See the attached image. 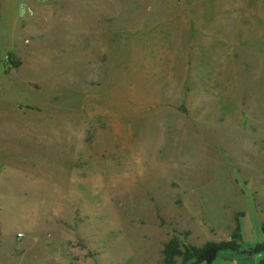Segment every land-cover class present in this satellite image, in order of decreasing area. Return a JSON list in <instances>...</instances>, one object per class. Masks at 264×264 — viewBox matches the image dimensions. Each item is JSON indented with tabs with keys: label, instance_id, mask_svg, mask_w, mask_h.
I'll return each mask as SVG.
<instances>
[{
	"label": "rangeland",
	"instance_id": "1",
	"mask_svg": "<svg viewBox=\"0 0 264 264\" xmlns=\"http://www.w3.org/2000/svg\"><path fill=\"white\" fill-rule=\"evenodd\" d=\"M0 166V264L264 261V0H0Z\"/></svg>",
	"mask_w": 264,
	"mask_h": 264
},
{
	"label": "trees",
	"instance_id": "2",
	"mask_svg": "<svg viewBox=\"0 0 264 264\" xmlns=\"http://www.w3.org/2000/svg\"><path fill=\"white\" fill-rule=\"evenodd\" d=\"M7 61L12 69H18L22 65V61L19 57L15 56L13 53H9L7 56ZM1 233V226H0ZM240 235L237 233L232 236L231 241H222V242H207L202 247H193L186 248L181 250L179 247V242L172 238L163 249V264H175V257H182L183 264H211L217 256L226 251H230L236 254H239V245L235 242L236 239H239ZM264 252V243L255 245L248 255L261 254ZM259 264H264V261H261Z\"/></svg>",
	"mask_w": 264,
	"mask_h": 264
},
{
	"label": "crops",
	"instance_id": "3",
	"mask_svg": "<svg viewBox=\"0 0 264 264\" xmlns=\"http://www.w3.org/2000/svg\"><path fill=\"white\" fill-rule=\"evenodd\" d=\"M1 169V166H0ZM0 226H1V233H0V245L5 244V233H6V229H5V221H4V217L2 214V208L0 206Z\"/></svg>",
	"mask_w": 264,
	"mask_h": 264
},
{
	"label": "water",
	"instance_id": "4",
	"mask_svg": "<svg viewBox=\"0 0 264 264\" xmlns=\"http://www.w3.org/2000/svg\"><path fill=\"white\" fill-rule=\"evenodd\" d=\"M239 260H245V259H237L236 261H239Z\"/></svg>",
	"mask_w": 264,
	"mask_h": 264
}]
</instances>
